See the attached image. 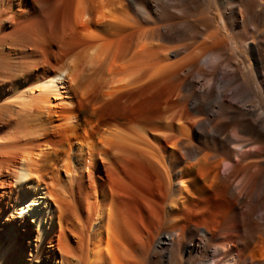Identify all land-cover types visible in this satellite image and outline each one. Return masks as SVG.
<instances>
[{
	"label": "bare ground",
	"instance_id": "bare-ground-1",
	"mask_svg": "<svg viewBox=\"0 0 264 264\" xmlns=\"http://www.w3.org/2000/svg\"><path fill=\"white\" fill-rule=\"evenodd\" d=\"M0 264H264V0H0Z\"/></svg>",
	"mask_w": 264,
	"mask_h": 264
},
{
	"label": "rangeland",
	"instance_id": "rangeland-1",
	"mask_svg": "<svg viewBox=\"0 0 264 264\" xmlns=\"http://www.w3.org/2000/svg\"><path fill=\"white\" fill-rule=\"evenodd\" d=\"M224 34H228L227 32H223ZM255 37H253V38H251V39H249V40H247L249 43L250 42H255ZM245 56V58H247V60H248V63H251L252 65H253V61H252V59L249 57V56H246V55H244ZM239 60L241 61L242 60V58L240 57L239 58ZM250 60V61H249ZM242 64H243V60H242ZM251 65V66H252Z\"/></svg>",
	"mask_w": 264,
	"mask_h": 264
}]
</instances>
